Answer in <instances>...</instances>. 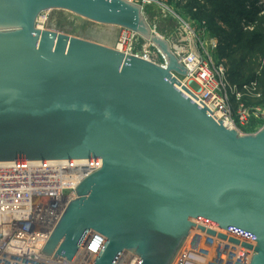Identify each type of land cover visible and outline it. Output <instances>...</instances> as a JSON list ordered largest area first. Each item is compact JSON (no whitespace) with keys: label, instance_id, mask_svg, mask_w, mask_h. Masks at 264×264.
<instances>
[{"label":"water","instance_id":"1","mask_svg":"<svg viewBox=\"0 0 264 264\" xmlns=\"http://www.w3.org/2000/svg\"><path fill=\"white\" fill-rule=\"evenodd\" d=\"M50 10L130 29L165 65L38 28ZM188 74L129 0H0V162L101 161L42 253L71 262L96 232L92 264H174L199 230L264 264V126H226L181 84Z\"/></svg>","mask_w":264,"mask_h":264},{"label":"built area","instance_id":"2","mask_svg":"<svg viewBox=\"0 0 264 264\" xmlns=\"http://www.w3.org/2000/svg\"><path fill=\"white\" fill-rule=\"evenodd\" d=\"M129 1L142 7L145 18L149 8L158 7L163 12L172 10L167 0ZM253 7L259 15H264V0H256L248 9ZM169 15L178 21L179 28L175 37L166 40L189 72L186 76H177L181 84L208 107L216 119L248 134L244 129L252 124L254 116L264 117L260 108H250L244 102L246 93L251 91L261 96L258 84L240 87L230 81L226 63L216 59L214 54L216 44L212 42L206 47L205 40L211 38L205 21L189 22L180 15ZM243 26L245 30H252L254 25L244 21ZM114 49L165 65L164 60L157 61L159 55L163 57L160 51L130 29L118 27ZM100 167L98 159L0 162V264H92L105 243L104 237L96 232L88 235L71 262L46 256L42 251L66 207L76 197L74 190ZM189 240L174 264H249L253 256L251 250L199 230L194 231ZM137 263L138 258L132 255L122 262Z\"/></svg>","mask_w":264,"mask_h":264},{"label":"trees","instance_id":"3","mask_svg":"<svg viewBox=\"0 0 264 264\" xmlns=\"http://www.w3.org/2000/svg\"><path fill=\"white\" fill-rule=\"evenodd\" d=\"M255 2L256 0H187V5L193 17L200 19L198 21H205L219 38L220 60L230 58V81L240 87L257 83L259 93L261 91L264 95V64L260 71L261 63H257L264 56V15H259L255 7L248 9ZM244 21L257 24V29L248 32L243 28ZM220 22L229 27L230 31L223 29ZM235 44L239 48L234 49ZM258 104L264 107V101ZM262 122L253 121L244 132H256L262 127Z\"/></svg>","mask_w":264,"mask_h":264},{"label":"rangeland","instance_id":"4","mask_svg":"<svg viewBox=\"0 0 264 264\" xmlns=\"http://www.w3.org/2000/svg\"><path fill=\"white\" fill-rule=\"evenodd\" d=\"M167 3L169 7L172 9L171 10L172 13L170 11L163 12V10H160L158 7H153L154 9L149 8V11L147 12V16H146L148 23L150 24L152 29L155 31V33L162 36L163 38L169 39L170 36L175 37V33L178 31V28H179L178 21L175 20L173 16H170L169 14L180 15L184 20H187L189 22L191 20H195V21L200 20V19L194 18L190 12V9L188 10L189 5H187V0H182V1L167 0ZM165 16H168V18ZM37 26L38 28L43 29V30H50V31H54L57 33L66 34L71 37L95 42L103 46H107L109 48H114L115 40L117 36V30H118V27L116 26L95 23L90 20L79 17L71 12L63 11V10H50V11L44 12L40 16L37 22ZM220 26L223 29L230 31V28L227 27L222 22H220ZM257 26H258L257 24L254 25L253 29L249 30L248 32L257 29ZM209 31H210L211 39L205 40L206 47L208 48L207 44L209 45V43L214 42V45L216 44L217 47L216 48L212 47V48L214 49V54L216 56V59L220 60L221 58H219L220 56L219 38L213 34L211 29H209ZM235 47L239 48V45L235 44L233 48L235 49ZM240 55L241 54L238 52V56ZM158 57L160 59L157 61L163 62L164 60L163 57H161L160 55ZM222 59H223L222 61H224L227 65L228 72H230V67H231L230 58L226 57ZM258 62L261 63V68H259L260 70L262 69V65L264 64V56H261L258 59L257 63ZM260 94L261 96L257 97L255 95V92L251 91L250 93H246L245 99L244 98L243 99L247 106L253 109L260 108L261 112H263L264 114V107L258 104V102L261 103L264 101V95L261 91H260ZM249 102L251 105L250 104L248 105ZM259 116H262V115H259ZM253 121H263L262 127L264 126V117L259 118L258 116H254Z\"/></svg>","mask_w":264,"mask_h":264},{"label":"bare ground","instance_id":"5","mask_svg":"<svg viewBox=\"0 0 264 264\" xmlns=\"http://www.w3.org/2000/svg\"><path fill=\"white\" fill-rule=\"evenodd\" d=\"M38 26H39V25H38ZM189 241H190V240L188 239L187 242H186V244H185V246H184V248L187 247ZM180 255H181V254H179L178 257H179Z\"/></svg>","mask_w":264,"mask_h":264}]
</instances>
